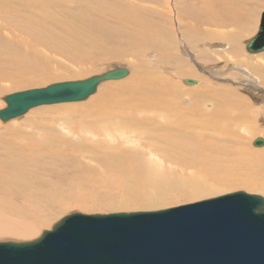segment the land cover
Listing matches in <instances>:
<instances>
[{
	"label": "bare ground",
	"instance_id": "obj_1",
	"mask_svg": "<svg viewBox=\"0 0 264 264\" xmlns=\"http://www.w3.org/2000/svg\"><path fill=\"white\" fill-rule=\"evenodd\" d=\"M104 1L0 0V99L8 90L60 78L62 73L55 72L65 67L56 65L55 55L65 57L75 67L92 64L95 59L91 62V56L97 51L113 54L110 59H119L122 53L133 59L130 79L116 84L115 91L111 87L100 91L89 105L46 107L23 122H0V239L37 240L44 232L40 230L49 227L69 206L85 211L105 206L120 212L163 207L190 196L208 199L235 188L264 195V179L237 174V168L253 174L264 169V150L257 152L248 146L251 137L262 133L250 119L249 102L232 89L211 88L201 77L198 90L185 94L172 80L175 78L153 79L150 71L170 66L169 75L175 74L177 80L199 76L192 62L185 61L187 57L173 51L170 57L165 54L182 43L187 48L184 53L192 57L193 52L196 62L205 59L211 63L210 54L195 53L200 43L216 40L224 47L214 53L221 55L226 64L244 66L238 73L264 89V63L248 58L246 47L247 57L240 51L241 37L252 28L255 16L251 6H260L264 0H212L225 8L224 14L216 11L211 0H175L173 5V0H168L175 12L173 20L171 14L158 13L155 23L149 22L146 14L137 15L140 13L128 3L118 8ZM189 9L197 15V22L184 24ZM209 15L206 26L215 27V31L207 28L203 32L199 21ZM83 17L102 29L96 33ZM160 20L169 21L174 31L180 27L182 38L177 40L176 31L159 24ZM79 21L84 25L77 26ZM55 23L60 24L65 37L60 34L50 38L56 35L52 30ZM108 33L114 37H107ZM138 39L141 42H136ZM122 40L130 46L114 47ZM32 41L39 49L30 47ZM149 50L155 53L153 66L146 59L142 62ZM136 51H142L141 55ZM259 57L264 62V54ZM30 90L5 96L6 108L0 112L7 109L13 95L19 98ZM10 119L3 120L0 115L1 121ZM179 164L194 170V174L196 171L198 178L184 179L175 174L172 170ZM227 168L231 176L224 172ZM54 174L66 180L68 186L60 187L49 180L48 176ZM72 176L76 180L65 178ZM106 200H110L109 205L104 203ZM68 201L77 202L67 206Z\"/></svg>",
	"mask_w": 264,
	"mask_h": 264
},
{
	"label": "water",
	"instance_id": "obj_2",
	"mask_svg": "<svg viewBox=\"0 0 264 264\" xmlns=\"http://www.w3.org/2000/svg\"><path fill=\"white\" fill-rule=\"evenodd\" d=\"M245 47L250 54L264 52V11ZM127 74L118 68L13 95L1 119L39 104L86 100L100 82ZM253 146L263 147L264 140ZM0 264H264V200L239 192L155 212L72 214L35 241L0 243Z\"/></svg>",
	"mask_w": 264,
	"mask_h": 264
},
{
	"label": "rangeland",
	"instance_id": "obj_3",
	"mask_svg": "<svg viewBox=\"0 0 264 264\" xmlns=\"http://www.w3.org/2000/svg\"><path fill=\"white\" fill-rule=\"evenodd\" d=\"M120 1L122 2V5H118V3H121ZM104 2H107L109 4V6H111L112 4H114V5H116V7L118 6V8H120L121 6H124L125 3H128V5H130L131 7H133L135 9V11L137 10L140 13V14H137V15L140 16V15L146 14L145 18L146 19H149L148 21L151 22V23H153V22L155 23V20L157 19L156 18V15L158 13L165 14V15L167 14L168 17L171 14L172 15L171 16L172 17L171 19L172 20L174 18L173 13H175V12L172 13L173 10L170 8L171 7L170 6L171 5V1H169L170 2L169 3L168 0H160L159 3L158 2H154L153 0L152 1L151 0H114V2H113V0H111V1L110 0H105ZM164 3L165 4L166 3L167 4L169 3V4L166 5V7H165V6H163V5H165ZM173 3H175V0H173L172 5H173ZM209 3H211V2H209ZM212 4L215 6L216 11H218L219 14H224L225 13V8L222 9L219 5H215V3L213 1H212ZM174 7H175V4H174ZM163 8H166V9H163ZM145 9L148 10L150 13L148 11H146ZM152 10H153V12H152ZM167 10H168V12L170 11L169 12V15H168ZM252 10L255 13V16H254V19H253V22H252V28H250V30L248 32H246L241 37V41H240V46H241L240 47V51H241V54L245 55V56L242 55L243 57H247V54H248L245 51V44L248 42V40L251 37H253L257 33V30H258V27H259L260 15H261V13L264 10V4H261L260 6H253V7L251 6V12H252ZM195 16H197V15H195L192 12V10L189 9V15L187 16L186 20H183L184 21V24H187L188 22L191 23V24L196 23L197 20H196V17ZM133 17H135V16H133ZM209 18H210V15L207 17V19L205 21H199V24L201 26V31L203 30V32H204V31H206L207 28L208 29L210 28L209 30H213L212 28H214V31H215V27H212V26L211 27L210 26L207 27L206 26V23L209 20ZM82 19L87 23V25L91 26L96 33L99 32L98 28L102 29L101 27H97L96 23H94V22H93V24H91L90 23V21H91L90 18L83 17ZM163 20H165V18ZM163 20L158 21V23L161 24L162 26L164 25V27H166L167 29H169L170 31L173 32L174 30L171 29V25H170L169 21H165L164 22ZM160 22H163V23H160ZM77 24H78V22L75 23L74 26L77 27V26L84 25L82 22L80 23V21H79V24L78 25ZM173 25L175 27L176 26V23L174 22ZM110 26L111 27H113V26L116 27V25H114V24H110ZM52 27L54 28L52 30H55L54 33H56V35L53 34V37H50V38L53 39L54 37H56L57 35H60V34H61V37H65V35L62 32L63 30L60 27V24L55 23L54 25H52ZM229 29H231V28L229 27ZM175 31H174L175 32V36H176L175 38L177 40H179V37L182 38L181 28L180 27H175ZM106 36L109 37V38H113L114 37V36H110L109 33L106 34ZM138 40L136 42H141V40H139V41ZM117 42L114 43V47H117L119 49L120 48L121 49H124L125 47L128 48L130 46L126 42V40L117 41ZM121 42H122V44H121ZM136 42H133L134 43L133 45L139 44V43H136ZM51 43L53 45V42H51ZM178 45H179V41H178ZM180 45H181V47H179V46L173 47L174 50L172 49L171 51L167 52L165 54V56L170 57V55L173 54L172 53V51H173L178 56H182V58L183 57L184 58L187 57L188 60L185 59V61L192 62V63H190L191 67L195 70L196 74L199 75V76L181 77V78H179L177 80L176 79L177 77L175 76V74L172 73L171 76L169 75L170 74L169 72H171L172 67H170V66L168 67L167 66L166 67V69L168 70L167 71V70H164L163 69V66H162V67H159L160 69L159 68H156V69L155 68L154 69L153 68H150V69H152L150 71H153V73L151 74V77L153 79H156V77H159L160 78L162 76V79L164 78L165 80L166 79H169L170 80V78L173 77L175 79H172V80L175 81V82H177V84L179 85V90H181L185 94H186V92L187 93H190L192 91L194 92V91H197L198 90V89H196V87H198L197 85H199V84L201 85V83H199L200 82L199 77H201L202 79L206 80V82L213 89L216 88V90H221V89H232V90H234L232 92H234L240 98L243 96L241 99H243V100L246 99L245 101L249 102V104L252 106V113H251L252 115H251L250 119L262 131L261 134H258L256 136H253V137H251L249 139L248 146H249L250 150L257 151V152L263 151L264 150V146L263 147H254L252 145L253 144L252 143L253 142V139H255V140L256 139H263L264 140V112H263L264 110H262V111L260 110L261 108L264 109V93H262L264 91L263 87L261 85H258L257 82H254L255 80H250L245 75L242 76V75H240L238 73L239 72L238 69L244 68V66H242V65L241 66H239V65L238 66H235L234 64H226L225 61H224V59H223V57H221V55L214 53V52H217V51H221L222 50V48L224 47V46H222L223 45V42H219V41H216L215 40V41H212V42H205V44L200 43L199 46L197 47L196 53H195L196 56L200 55L201 53H204V55L210 54V56L208 57L209 58L208 60L210 62L213 61L211 63H206L205 59H203V60L199 59L200 61L198 60L196 62L195 61V57L193 55V52H191V55H192V57H191L189 54L184 53V52L187 51V48H186L185 44L180 43ZM182 45H184V47ZM203 45H205V46H203ZM121 46H123V47H121ZM30 47H32L34 49V51L36 49H39L38 48V45H35V43L33 41L30 44ZM40 51H42V50H40ZM42 52L45 53V51H42ZM97 52L95 54L93 53L92 56H91L92 57L91 58V62L93 61L92 59H95L92 62V64H88V65L87 64H84L85 65L84 67H75L73 65H70L71 63L68 62L65 57L63 58L62 56H56L55 55L54 58L56 60V65L57 66L58 65H62V67H65L64 69H60L59 68L58 71L55 72L56 75H57V73H59V74L62 73L61 74L62 76H60V78H58V79L57 78L56 79L54 78V79L49 80V81H45V80L38 81V84L39 85L37 84V85H34V86L33 85H31V86H24V87H21L20 89H15V90H11V91L8 90V92L6 94H4L3 96H1V99H0V110L6 108V104L4 102V97L7 96V95H10V94H13V93H17V92H21V91H26V90H30V89H41V88H45V87H47L49 85L57 84V83L85 80V79H88L90 77L99 76V75H102V74H104V73H106L108 71L110 72L111 70L118 69V68L127 69L128 70L127 76L125 78L121 79V80L104 81V82H102L100 84V86H98L96 92L94 94H92L91 96H89L88 99H86V100L79 101V102H76V103L75 102H68V103H63V104L60 103V104H54V105H49V106L48 105H44V106L35 107L33 109L28 110L25 114H23L21 116H18L16 118H13V119H10V120H7V121H1L0 120V122H3V123H17V122H21V121L23 122L28 117H30V115L32 116V113H33V115H38V113H41L40 110H42V108L44 109L46 107L49 108V107L63 106V105L64 106H70V105H76V106L77 105L78 106H82L83 105L84 106V105H89L90 102L92 101L91 98L95 99L97 97V94L99 95V92L100 91L103 92L107 87H111V90L115 91L117 89V87H114L116 84H120V83L126 82L128 79H130V77L132 76V73H133V59L130 56L129 57L124 56L123 53H122L121 58H119V59H110L109 57H113L114 56L113 54L111 56H109V54H105L104 55L105 52L104 53L101 52V54H100V52H98V55H97ZM141 52L142 51H136V53H138L139 55H141L140 54ZM148 52L146 51L145 52L146 54L143 55L144 57H142L143 58L142 59V62L143 63L144 62L146 63V60H147L148 65L150 66L152 64V66H153V64H154L153 62H154V58H155L154 57L155 56L154 54L155 53H154V51H150V50ZM46 54L49 57L50 56H53V54H49V53H46ZM46 54H44V55H46ZM259 54L262 55V54H264V52L258 53L256 55L255 54L254 55L253 54H248V56H249L248 58H250L253 62L260 61L261 63H264L263 61L260 60V57H259L260 55ZM96 56H97V58H96ZM192 59L195 61L196 65L193 64L194 61H192ZM152 60H153V62H152ZM75 64H77V63H75ZM78 68H83V69H85V71L79 72L78 71ZM92 68H94V70H92ZM209 69L211 70V73H210V70ZM159 70H160V73H159ZM78 72H79V74H77ZM161 73H162V75H161ZM156 74H158L159 76L156 75ZM185 80L187 81V83H186ZM188 80L191 81L192 84L191 83H188L189 82ZM251 81H253V83ZM185 94H183V96H185ZM23 116L25 117V119H24ZM187 168H189V167L179 164L178 165V169H173L172 171H174L175 174L180 175L184 179L185 178L187 179V177L188 178L189 177L190 178L191 177L198 178L199 175H198V173L196 171H195L196 174H194L193 173L194 170L187 169ZM228 170H230V168H227V170L224 169V172L226 174H228L229 176H231L232 173H229ZM237 174H238L239 177H242V178H247L246 176H248V175H254V179H257V180L258 179L259 180L260 179H264V169H261L258 172H256V173L253 174L251 171L250 172H248L246 170H244V171L241 170L240 171L237 168ZM48 178H49V180L54 181L55 182L54 184L57 185V186H60V187H62V186H65V187L68 186V183H66V180L59 179L57 176H55V174L48 176ZM65 178H71L72 180H76L74 178V176H72V177H65ZM109 181H108V183H109ZM239 192L245 193L247 195H255V196L261 197L264 200V195H262V194L253 193V192L247 191L246 189H236V188L235 189H232V191H222V192H220L217 195H214L212 197H209L208 199H215V198H218V197H222V196H226V195H230V194H234V193H239ZM73 199H76V198L74 197ZM73 199H71V200H73ZM199 199H200L199 197L190 196L188 198V200H183V201L180 200V201L169 202V203H167L163 207H153V208L151 207V208H147L148 210L147 209H141V210L137 209L138 211L135 210V209H130V210L125 209V210H120V212L114 211L116 213H114L111 210H108L107 208H105V206L103 207V209L102 208H100L98 210H96V209H91L90 210L89 209V211H88V209H87V211H85V209H82V208L79 209L78 207L69 206V208L66 209L65 212H63L62 214L58 215L55 218V220H53V222L50 224L49 227L47 226L48 230H47V228H43V229L40 230V233L43 232V231L44 232L45 231H50L51 228H52V226L54 224H57L61 219H63L64 217H67L69 215H72V214H81V215H86V216H93V215H110V214H130V213L155 212V211H162V210L172 209V208H176V207H179V206L189 205V204L201 202V201H204V200H208L206 198H203V199H200V200ZM69 201L66 202L67 206L70 205V203H72V202H74V203L77 202V201H72V202H69ZM109 201L110 200H106V201H104V203H107L108 202L107 204L109 205L110 204ZM86 204L89 205L88 203H86ZM38 236H37V238L40 237V236L39 237ZM35 238H33V239H35ZM30 240H32V239H24V240L22 239L21 240V239H15V238H12V239L6 238V239H0V243H7V242H12V243H26V242H32Z\"/></svg>",
	"mask_w": 264,
	"mask_h": 264
}]
</instances>
